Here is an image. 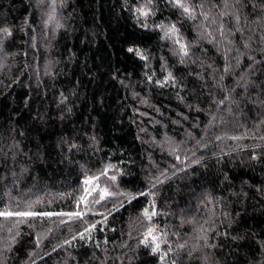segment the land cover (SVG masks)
I'll return each mask as SVG.
<instances>
[{
  "label": "trees",
  "instance_id": "trees-1",
  "mask_svg": "<svg viewBox=\"0 0 264 264\" xmlns=\"http://www.w3.org/2000/svg\"><path fill=\"white\" fill-rule=\"evenodd\" d=\"M145 2L0 0V264H264V0Z\"/></svg>",
  "mask_w": 264,
  "mask_h": 264
},
{
  "label": "snow or ice",
  "instance_id": "snow-or-ice-1",
  "mask_svg": "<svg viewBox=\"0 0 264 264\" xmlns=\"http://www.w3.org/2000/svg\"><path fill=\"white\" fill-rule=\"evenodd\" d=\"M234 2L238 4L240 2V0H234ZM153 3H154V0H146L145 4L143 6L137 7V9H136V13L138 14L137 19H139L141 17L147 18L149 15H151L152 13H151V10L149 9V5H152ZM168 3L172 7H174L175 9H177V10L181 11L183 14H185L188 18L195 19V13H194L193 8L190 7L189 0H168ZM228 3H229V0H224L225 7L228 6ZM205 19H208L207 15H205ZM144 26L147 27V25H144ZM159 27L164 32V35L166 38H172L178 32V29L176 28L175 25H172L171 27H168V28H165L164 25H160ZM2 31L4 33H6L8 36L11 35V32H9V30L7 28L2 29ZM175 42L179 45L178 53L182 57H187L189 55L187 46L184 43H182L179 39H177ZM128 51L129 52L137 51V55H139L141 59H146V57L143 54L139 53L138 50H134L132 48H129ZM182 62H183V60H182ZM149 79H151V78H149ZM168 79H171V74H169V77L164 81V83H167ZM160 86L162 87L163 83H161ZM253 159H255V157H253ZM106 174H107L106 171L102 173V175H106ZM110 178L113 181L116 180L115 176H111ZM95 179H99V177H96ZM84 183L86 185H91L93 183V180L85 179ZM91 190L96 191V188L94 187ZM99 191H100V199L101 200L109 195V192L106 188L100 189ZM85 192H89V189L85 188ZM141 195H145V193H141ZM83 199L84 198H82L81 202H83ZM97 202H99V201H97ZM36 215H37V213L30 212V211L15 212V213H13V212H0V216H3L5 218L11 217V216H19V217L27 218V217H33ZM40 215H43V216H52V215L64 216V215H68V216L79 217L80 213L79 212H76V213H48V212H45V213H40ZM143 215L147 219L151 220L152 216L156 215V213L154 211L150 213L148 209H145ZM82 236H83V234H82ZM149 242H150V244H149ZM161 242L162 241L160 240V238L154 235V229L153 228L148 229L144 240L141 241V243H143L145 245V247H149L151 245V251L153 254H157L160 252ZM163 259H164V257L161 256V260H163Z\"/></svg>",
  "mask_w": 264,
  "mask_h": 264
},
{
  "label": "rangeland",
  "instance_id": "rangeland-1",
  "mask_svg": "<svg viewBox=\"0 0 264 264\" xmlns=\"http://www.w3.org/2000/svg\"><path fill=\"white\" fill-rule=\"evenodd\" d=\"M98 188V185H97V183L95 182V180H93V183L91 184V185H88V189H89V193L91 194L93 191L91 190L92 188ZM88 197V194H86V196H85V198H87ZM85 198H84V200H85Z\"/></svg>",
  "mask_w": 264,
  "mask_h": 264
}]
</instances>
